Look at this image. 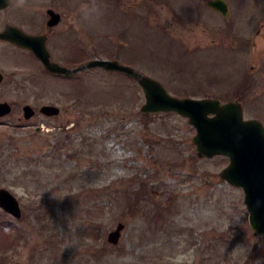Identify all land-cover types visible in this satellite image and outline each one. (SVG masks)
<instances>
[{
    "label": "rangeland",
    "instance_id": "rangeland-1",
    "mask_svg": "<svg viewBox=\"0 0 264 264\" xmlns=\"http://www.w3.org/2000/svg\"><path fill=\"white\" fill-rule=\"evenodd\" d=\"M206 1L65 0L85 49L58 54L118 59L180 98L240 99L264 124V0H227L229 17ZM44 87L59 119L25 122L28 99L4 95L19 105L0 119V187L23 215L0 207V264H264L244 191L221 177L229 158L198 156L187 117L144 113L143 88L121 72Z\"/></svg>",
    "mask_w": 264,
    "mask_h": 264
},
{
    "label": "water",
    "instance_id": "water-1",
    "mask_svg": "<svg viewBox=\"0 0 264 264\" xmlns=\"http://www.w3.org/2000/svg\"><path fill=\"white\" fill-rule=\"evenodd\" d=\"M208 4L225 16L230 15L226 0H210ZM37 55L50 71L67 75L92 68L126 73L134 77L144 90V113L173 111L188 117L197 130L193 140L200 157L224 155L230 158L221 177L230 184L243 188L245 203L250 211V224L255 233L264 237V124L257 118H245L244 107L239 99L222 102L218 98L209 97L180 98L172 95L160 80L115 59L94 58L86 64L70 68L53 62L49 58V52L38 51ZM11 109L8 102H1L0 116L6 115ZM28 109L29 106L26 107L27 117L31 115ZM44 111L52 114L60 110L57 106L48 105L44 107ZM0 206L17 218L22 217L18 198L4 187H0ZM125 227L124 223H118L109 233L108 241L117 245Z\"/></svg>",
    "mask_w": 264,
    "mask_h": 264
},
{
    "label": "flooded vegetation",
    "instance_id": "flooded-vegetation-1",
    "mask_svg": "<svg viewBox=\"0 0 264 264\" xmlns=\"http://www.w3.org/2000/svg\"><path fill=\"white\" fill-rule=\"evenodd\" d=\"M209 1H206L208 9L225 16L221 11L210 6ZM64 3L65 0H0V98L3 96L0 103L8 102L12 108L6 115L0 116V119L18 111L19 104L4 97L12 85L18 87L28 99L22 105L25 122L41 116L59 119L63 114V106L61 107L59 103L43 102L44 85L49 78L71 80L80 73L67 76L50 71L37 52H49V58L53 62L69 67H77L87 62H83L81 58L66 62L58 54L67 47L79 49L78 47L81 46L85 49L80 41L79 27L64 12ZM227 3L231 15L232 5L229 1ZM9 64H14L15 70L9 71L7 69ZM61 96H63L62 91ZM48 105L57 106L60 111L52 114L45 112L44 107ZM27 106L30 107L28 112H31L29 117L26 116ZM44 129L43 125L36 126L37 132Z\"/></svg>",
    "mask_w": 264,
    "mask_h": 264
}]
</instances>
